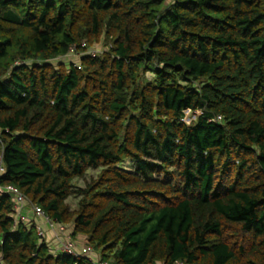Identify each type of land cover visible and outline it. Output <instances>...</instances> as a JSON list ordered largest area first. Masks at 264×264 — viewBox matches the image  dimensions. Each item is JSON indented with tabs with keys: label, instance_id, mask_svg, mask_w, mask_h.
I'll return each mask as SVG.
<instances>
[{
	"label": "trees",
	"instance_id": "16d2710c",
	"mask_svg": "<svg viewBox=\"0 0 264 264\" xmlns=\"http://www.w3.org/2000/svg\"><path fill=\"white\" fill-rule=\"evenodd\" d=\"M0 165L93 251L0 189V264H264V0H0Z\"/></svg>",
	"mask_w": 264,
	"mask_h": 264
},
{
	"label": "built area",
	"instance_id": "2783aa9c",
	"mask_svg": "<svg viewBox=\"0 0 264 264\" xmlns=\"http://www.w3.org/2000/svg\"><path fill=\"white\" fill-rule=\"evenodd\" d=\"M86 45L84 44L83 47H85ZM77 53V47H72L70 50V56H76ZM187 118L186 121L188 124H190L195 117H190V112L188 111L186 113ZM4 172V167L2 165H0V175L1 173ZM0 189H2L0 187ZM2 191H5L6 193L12 195V197L15 199V220H16V225L19 222H24V223H28L30 224L31 221H29L28 216L24 215V211L26 209V205H27V201L25 199V197L22 195V193H20L18 191V189H16L15 187L12 186H7L4 187L2 189ZM32 212L39 218H42L47 227L51 230V231H55L56 233L59 231L60 228H62L63 226L58 225L57 223H54L49 217H47L45 215V213L39 208V207H32ZM38 234L40 237H44L45 232L43 231V229L41 227H38ZM58 237V235H57ZM62 252L68 255H73L76 257L79 256H84V255H90L93 251L92 248L90 247H83L79 250H77L76 245L74 243V241H72V238L69 237L67 241L63 242L62 245ZM93 264H112L111 262H107V261H101V260H93Z\"/></svg>",
	"mask_w": 264,
	"mask_h": 264
},
{
	"label": "crops",
	"instance_id": "0c3cea01",
	"mask_svg": "<svg viewBox=\"0 0 264 264\" xmlns=\"http://www.w3.org/2000/svg\"><path fill=\"white\" fill-rule=\"evenodd\" d=\"M24 215H28V219L31 222H36V224L39 225L45 232V237L46 241L50 245V249L53 254H59L62 251V245L64 241H67L69 237L72 238V233H73V227L71 226H63L62 228L59 229V231L56 233L55 231H51L45 221L42 218L37 217L33 212L32 208L26 209L24 211ZM69 231L70 235H69ZM58 235V237H57ZM77 250L83 248L86 246L85 242L86 239L84 237L79 236L78 239H73Z\"/></svg>",
	"mask_w": 264,
	"mask_h": 264
},
{
	"label": "rangeland",
	"instance_id": "374dc122",
	"mask_svg": "<svg viewBox=\"0 0 264 264\" xmlns=\"http://www.w3.org/2000/svg\"><path fill=\"white\" fill-rule=\"evenodd\" d=\"M93 49V51H92V53L94 54H100V53H104V52H106V51H109V49H110V44H108V45H105L104 43H103V41L102 42H100V43H98V44H96V45H94V47L92 48ZM62 61H64V62H66L67 64L69 63V62H71V63H78V58L77 57H75V56H68L67 58H65V59H63ZM59 64V62L58 61H54V63H53V65H58ZM132 163H131V161H126V162H124L123 164H120L119 165V167H123V168H125V169H132ZM95 176H97V172H89L88 173V179H90L91 177H95ZM76 185L77 186H83V182L82 181H80V182H77L76 183ZM77 199H75V198H72V199H70V201H69V204L72 206V208H75L76 207V205H77ZM70 232L71 231H69V235H70ZM78 239V238H77ZM94 255H92L93 256V258H94V260H97L96 259V253H93Z\"/></svg>",
	"mask_w": 264,
	"mask_h": 264
}]
</instances>
